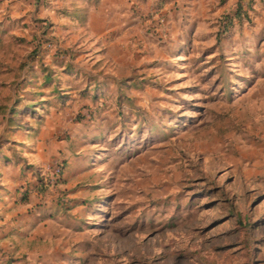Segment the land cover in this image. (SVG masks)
I'll list each match as a JSON object with an SVG mask.
<instances>
[{
    "label": "rangeland",
    "instance_id": "rangeland-1",
    "mask_svg": "<svg viewBox=\"0 0 264 264\" xmlns=\"http://www.w3.org/2000/svg\"><path fill=\"white\" fill-rule=\"evenodd\" d=\"M130 1L0 0V264H264V0Z\"/></svg>",
    "mask_w": 264,
    "mask_h": 264
},
{
    "label": "crops",
    "instance_id": "crops-1",
    "mask_svg": "<svg viewBox=\"0 0 264 264\" xmlns=\"http://www.w3.org/2000/svg\"><path fill=\"white\" fill-rule=\"evenodd\" d=\"M63 1L64 2H62V4L54 6V8L62 16H67L71 19L72 22L80 23L86 27H89L92 32H97L101 35L107 33L108 31L114 30L116 27H118V25H122L123 19L120 20L119 24V21L113 20V18L111 17L112 15H124L126 13L130 14V16L132 17L131 19H135L136 17V14H133L131 12V7L128 5L125 6L116 4L115 6H111L109 8L95 10L92 7L87 8L86 6H82L77 2L78 0ZM133 1L134 0H131L130 2ZM65 10H67L68 13H65ZM50 71L52 73H50ZM48 72L49 75L53 74V70H49ZM52 77L53 76H50V79ZM27 133V136L29 137L33 135L30 130H28ZM27 139L28 138H26L24 141H26ZM0 149V162H2V164H0V209H2V205L6 202L5 200H7L10 195V188L15 187L16 194H19V185L22 183H27V181H33L32 179H34L38 175L35 172L33 165L31 168L24 167L22 165L23 162H19L17 160L14 161L6 154V152H4L2 147H0ZM4 156H7L9 159H5ZM34 181V183H30L33 188L36 189L39 182H37L36 180Z\"/></svg>",
    "mask_w": 264,
    "mask_h": 264
},
{
    "label": "trees",
    "instance_id": "trees-1",
    "mask_svg": "<svg viewBox=\"0 0 264 264\" xmlns=\"http://www.w3.org/2000/svg\"><path fill=\"white\" fill-rule=\"evenodd\" d=\"M254 3H255L254 0H248V2L246 4H244L243 0H238L236 2V9H235L234 14L229 17V22L233 21V19L235 17H237L239 19V21L243 20L244 18H249V15H250L249 14V9L250 10L253 9ZM160 4H162V1L160 2ZM65 13H68V11L65 10ZM6 32H7V30H6V28H4L3 22L0 20V44L4 41V35H5ZM60 63H61V65H64L65 67H68V69H72L71 66H68V65H66V64H64L62 62H60ZM50 73H52V72L50 71ZM81 94L83 96H90L94 100L96 99V96H97V92H91L88 89L82 90ZM27 105L32 106V104H27ZM11 109H12L13 112H16L17 108L16 107H11ZM9 117H10V119L11 118L14 119L13 115L12 116L10 115ZM0 153H1V149H0ZM4 158L5 159H9L7 156H4ZM20 159L21 158L18 157L16 160L19 161V162H22V160H20ZM25 167L31 168L32 164H27V166H25ZM62 169H63V166H62ZM36 173L38 175V172H36Z\"/></svg>",
    "mask_w": 264,
    "mask_h": 264
},
{
    "label": "built area",
    "instance_id": "built-area-1",
    "mask_svg": "<svg viewBox=\"0 0 264 264\" xmlns=\"http://www.w3.org/2000/svg\"><path fill=\"white\" fill-rule=\"evenodd\" d=\"M62 171V166L58 164L57 169H55V173L59 174Z\"/></svg>",
    "mask_w": 264,
    "mask_h": 264
}]
</instances>
